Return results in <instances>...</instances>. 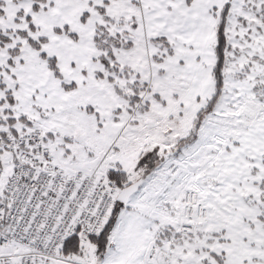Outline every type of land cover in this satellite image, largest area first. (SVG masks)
<instances>
[{"label": "snow or ice", "instance_id": "6c2138e0", "mask_svg": "<svg viewBox=\"0 0 264 264\" xmlns=\"http://www.w3.org/2000/svg\"><path fill=\"white\" fill-rule=\"evenodd\" d=\"M0 264H264V0H0Z\"/></svg>", "mask_w": 264, "mask_h": 264}]
</instances>
